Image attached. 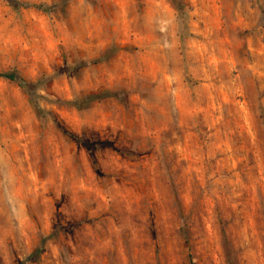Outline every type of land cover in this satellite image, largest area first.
Wrapping results in <instances>:
<instances>
[{
    "label": "rangeland",
    "instance_id": "1",
    "mask_svg": "<svg viewBox=\"0 0 264 264\" xmlns=\"http://www.w3.org/2000/svg\"><path fill=\"white\" fill-rule=\"evenodd\" d=\"M14 70L0 264H264V0H0Z\"/></svg>",
    "mask_w": 264,
    "mask_h": 264
},
{
    "label": "trees",
    "instance_id": "2",
    "mask_svg": "<svg viewBox=\"0 0 264 264\" xmlns=\"http://www.w3.org/2000/svg\"><path fill=\"white\" fill-rule=\"evenodd\" d=\"M114 52H115V49H109V51L101 59L92 61L90 64L98 65L102 61L110 59L113 56ZM0 79H5L8 81L14 82V83L18 84L21 88H23L28 93H33L35 90L34 84L27 83L20 76L19 72L16 70L5 72V73H0ZM119 98H120V94L117 92L104 91V92L97 93V94H91L87 97H84L82 99H79V100H77L73 103H69V104H72V105L76 106L77 108H85V107L90 106L91 104L96 103V102H103V101L108 100V99H119ZM67 134H69L73 138H76L71 133H67ZM102 147H103V145H98V144H95L92 146V148H96V149H99Z\"/></svg>",
    "mask_w": 264,
    "mask_h": 264
},
{
    "label": "bare ground",
    "instance_id": "3",
    "mask_svg": "<svg viewBox=\"0 0 264 264\" xmlns=\"http://www.w3.org/2000/svg\"><path fill=\"white\" fill-rule=\"evenodd\" d=\"M116 224V220H111L110 223H106L107 230L99 236L98 243L100 244L102 240H105L106 238H109L110 241L104 243L100 248H95L94 251L89 253L93 258L87 261L86 264H106L109 259H111L110 262L117 263L116 251L110 247V244L114 242V238L117 237L113 230V227ZM94 245L95 243H92V246Z\"/></svg>",
    "mask_w": 264,
    "mask_h": 264
}]
</instances>
